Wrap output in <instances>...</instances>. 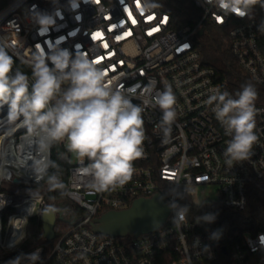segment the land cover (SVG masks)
I'll return each mask as SVG.
<instances>
[{
  "label": "built area",
  "instance_id": "2783aa9c",
  "mask_svg": "<svg viewBox=\"0 0 264 264\" xmlns=\"http://www.w3.org/2000/svg\"><path fill=\"white\" fill-rule=\"evenodd\" d=\"M186 1L178 18L173 13L178 7L168 3L161 7L155 0H81L76 13L67 9V0H59L64 19H58L57 25L63 27L46 35L38 34L30 10L35 5L51 13V0H13L0 9V39L11 45L13 59L27 67L30 82V59L36 44L47 50L45 41L65 36L61 47L75 52V45L80 44L81 50L106 71L113 87L127 90L136 86L133 103L144 107L145 154L133 162L132 179L115 191L91 190L87 186L90 178L78 174L82 165L77 157L73 159L64 141L69 170L66 196L84 213L81 218L63 208L62 217L69 220L70 228L25 252L41 249L42 260L37 264H264V247L259 244L264 230L253 233L250 226L232 232L188 215L184 222L175 224L171 209L160 229L137 238H111L91 229L95 218L129 208L138 199L160 196L167 205L175 200L187 206L195 204L192 194L197 189L210 186L217 188L219 197L213 203L221 202L229 212L241 213L249 203V187L264 180V106H256L258 140L251 156L230 167L223 155L230 137L216 120L213 105L206 101L216 89L235 97L216 67L202 62L198 42L207 30L216 29L227 42L237 69L264 88V30L259 28L253 9L240 18L225 14L214 0ZM77 14L81 15L79 22ZM76 29L77 34L69 37ZM96 33L100 36L94 39ZM165 85L172 86L177 111L166 137L159 127L161 110L149 103ZM7 110L6 105L0 110V119ZM38 140L39 134H30L20 121L0 124V205L6 202L0 207V255L19 252L28 239L30 221L41 220L46 210L44 195L29 188L46 179V175L38 179L35 169L48 164V174L54 142L44 148ZM16 185L27 188L17 191ZM214 232L219 238H210Z\"/></svg>",
  "mask_w": 264,
  "mask_h": 264
},
{
  "label": "clouds",
  "instance_id": "9594fccd",
  "mask_svg": "<svg viewBox=\"0 0 264 264\" xmlns=\"http://www.w3.org/2000/svg\"><path fill=\"white\" fill-rule=\"evenodd\" d=\"M51 2L54 5L51 13L38 10L35 5L30 10L39 35L63 27L57 25L58 19H64L59 0ZM83 2L88 3L89 0ZM214 2L225 14L243 18L261 0ZM80 5L81 0H67L70 12L76 13ZM75 19L79 22L81 15L77 14ZM78 31H70L68 36L74 37ZM65 40V36H60L55 42L45 41L47 50L36 44L30 59V82L27 73L19 68L13 69V56L9 54L11 45L0 39V110L5 105L8 109L0 124L12 125L20 121L30 134H39L38 143L44 148L53 142L66 141L68 152L75 154L82 165L77 169L78 174L90 178L87 186L100 193L115 191L132 179L135 171L133 162L145 154L144 107L133 103L136 86L127 90L122 86L113 87L106 71L81 50L80 44L75 45V52L61 47ZM257 95L255 87L249 83L236 93L235 98L227 91L216 89L206 101L213 105L216 120L225 135L230 137L223 152L225 163L230 167L234 162L248 160L258 140L255 132ZM149 103L161 110L159 127L165 137L168 136L177 119L172 86L165 85L164 90L152 96ZM48 166L36 167L38 179L47 175ZM47 182L52 189L65 188L56 174L47 175ZM167 207L174 210L173 223L185 221L187 206L172 200ZM215 219L214 213L200 217L204 223H213ZM152 224L155 228L160 222L153 220ZM210 238H219V233H212ZM259 244L264 247V234L259 236ZM41 260V249L37 248L31 253L17 255L8 264H23L25 261L37 264Z\"/></svg>",
  "mask_w": 264,
  "mask_h": 264
},
{
  "label": "trees",
  "instance_id": "16d2710c",
  "mask_svg": "<svg viewBox=\"0 0 264 264\" xmlns=\"http://www.w3.org/2000/svg\"><path fill=\"white\" fill-rule=\"evenodd\" d=\"M13 0H0V9L3 6H6ZM161 7H164L162 3H168L169 5L173 4L178 9L173 12L178 18H181V14L185 10L186 0H155ZM264 3V0H261V3H257L253 7V16L257 20L259 28L264 30V6H261ZM182 24H185L183 22ZM200 52L202 54V62L207 66L216 67L218 70L219 78L226 80L231 88V91L236 97V93L239 92L245 84H252L257 91V99L255 101V106H264V88L254 85L246 76H244L236 67L234 60L231 58L229 51L227 49V42L223 37L215 39L213 48L207 51ZM14 60V65L20 68L22 71H28L27 67L22 63ZM63 143L54 142L51 154V167L47 175L56 174L59 176L60 180L65 185L64 189H52L50 188L46 179L38 185L28 187L35 192L44 195L46 209L49 208L57 209L60 205H63L65 208H69L73 213L83 217V210L79 207L71 204L66 196L67 191V181H68V164L65 158ZM55 166H52V165ZM27 187L22 185H16L15 189L17 191H24ZM248 206L244 212L241 213H231L221 202L218 203H209V204H193L189 203L187 205L188 212L187 215L189 218L196 220L199 219L205 213H214L216 214V219L211 224L223 225L230 229L232 232L237 231L241 228H249L248 230L253 233H258L264 230V180L254 184L248 189ZM30 224L35 227V231L31 236L25 241L22 245L21 250L14 254L9 255H0V264H4L7 260L15 258L21 253H25L36 246L43 245L46 243L44 237V229L41 220L32 219ZM63 227L61 232L56 235L64 233L70 228V225L67 223H62ZM57 226V225H56ZM55 226V227H56ZM56 230V229H55ZM31 238V239H30Z\"/></svg>",
  "mask_w": 264,
  "mask_h": 264
},
{
  "label": "water",
  "instance_id": "95a60500",
  "mask_svg": "<svg viewBox=\"0 0 264 264\" xmlns=\"http://www.w3.org/2000/svg\"><path fill=\"white\" fill-rule=\"evenodd\" d=\"M203 33L201 31L199 35L202 36ZM16 182L20 183L18 180ZM63 208L64 206L60 205L57 209H46L41 218L43 227L54 233L56 222L63 221ZM169 213L170 209L160 196L152 199H138L129 208L111 210L95 218L91 223V229L97 235L111 238H137L160 229L165 224ZM153 220L159 221V226L154 228ZM44 237L51 240L45 234Z\"/></svg>",
  "mask_w": 264,
  "mask_h": 264
},
{
  "label": "rangeland",
  "instance_id": "374dc122",
  "mask_svg": "<svg viewBox=\"0 0 264 264\" xmlns=\"http://www.w3.org/2000/svg\"><path fill=\"white\" fill-rule=\"evenodd\" d=\"M221 38L219 33L216 29L210 28L206 31L205 35L198 38L199 42V50L204 51L205 53L213 48L214 40ZM75 154L73 155V159H75ZM218 194H217V188L214 186L205 187V188H199L196 190L194 194H192V201L195 204L202 205V204H209L216 202L218 200ZM64 222L57 221L56 227H54V233L51 230H48L46 227H43V233L48 236V238L53 239L57 233L63 231L62 227ZM28 238L32 235V233L35 231V227L31 224L28 225ZM56 229V230H55ZM31 239V238H30ZM47 241L48 239L45 238Z\"/></svg>",
  "mask_w": 264,
  "mask_h": 264
},
{
  "label": "flooded vegetation",
  "instance_id": "af4514ba",
  "mask_svg": "<svg viewBox=\"0 0 264 264\" xmlns=\"http://www.w3.org/2000/svg\"><path fill=\"white\" fill-rule=\"evenodd\" d=\"M63 221H64V223H67V224H69V220H67V218L65 217V218H63Z\"/></svg>",
  "mask_w": 264,
  "mask_h": 264
},
{
  "label": "snow or ice",
  "instance_id": "6c2138e0",
  "mask_svg": "<svg viewBox=\"0 0 264 264\" xmlns=\"http://www.w3.org/2000/svg\"><path fill=\"white\" fill-rule=\"evenodd\" d=\"M99 36H100V33H96L93 38L95 39V38H98Z\"/></svg>",
  "mask_w": 264,
  "mask_h": 264
}]
</instances>
